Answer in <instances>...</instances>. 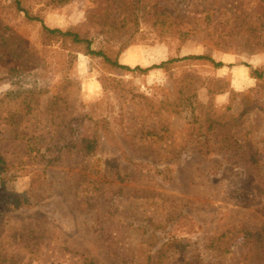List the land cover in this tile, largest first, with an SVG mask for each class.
<instances>
[{"label": "rangeland", "instance_id": "rangeland-1", "mask_svg": "<svg viewBox=\"0 0 264 264\" xmlns=\"http://www.w3.org/2000/svg\"><path fill=\"white\" fill-rule=\"evenodd\" d=\"M20 3L0 0V264H264V0ZM43 24L132 68L226 65L128 71Z\"/></svg>", "mask_w": 264, "mask_h": 264}, {"label": "trees", "instance_id": "trees-1", "mask_svg": "<svg viewBox=\"0 0 264 264\" xmlns=\"http://www.w3.org/2000/svg\"><path fill=\"white\" fill-rule=\"evenodd\" d=\"M17 3L19 5H21L20 0H17ZM28 17L30 19H32V20H39L40 21V19L38 17H36V16H30L28 14ZM43 27H44V30L46 32L50 33V34L60 35V36H63V37H70L73 41H75L77 43H85L87 45V49L89 51V54L94 55V56L103 57L106 62L110 63L114 67H119V68H122V69H126L128 71H139V72L147 73V72H149L152 69L163 68L166 65H168L169 63H172V62H175V61L191 60V59H194V60L195 59H197V60H204V59L205 60H209L212 63H214V66L217 67V68H222V67H224L226 65L224 62H215V60H213V59H211V58H209L207 56H203V55H189V56H185L183 58H178V59H172V60L164 61V62H162L160 64H154V65L149 66V67L136 66L135 68H132L129 65L120 64L117 60L111 59L103 51H97V50L91 49V45H92L91 40L85 39V38L84 39L80 38V35L75 33V32L63 31V30H61L59 28H49V27L45 26L44 24H43ZM231 65L232 64H230V66ZM247 66L250 68L251 76H253L255 78H258V79L263 78L264 73L260 72L257 67L251 66L249 64H247Z\"/></svg>", "mask_w": 264, "mask_h": 264}]
</instances>
